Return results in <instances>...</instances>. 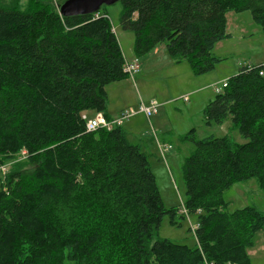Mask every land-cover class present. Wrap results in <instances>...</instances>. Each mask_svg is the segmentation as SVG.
Returning a JSON list of instances; mask_svg holds the SVG:
<instances>
[{"label": "trees", "instance_id": "1", "mask_svg": "<svg viewBox=\"0 0 264 264\" xmlns=\"http://www.w3.org/2000/svg\"><path fill=\"white\" fill-rule=\"evenodd\" d=\"M61 1L0 0V164L12 162L0 181V264H250L264 212L228 211L223 192L255 178L264 196V64L241 66L203 109L205 123L229 118L245 142L189 137L182 214H197L195 243L153 240L176 210L148 154L120 125L85 130L87 112L108 118L105 86L127 77L112 25L106 12L63 17ZM120 2L136 57L165 43L195 74L212 68L228 11L249 10L264 30V0Z\"/></svg>", "mask_w": 264, "mask_h": 264}, {"label": "rangeland", "instance_id": "2", "mask_svg": "<svg viewBox=\"0 0 264 264\" xmlns=\"http://www.w3.org/2000/svg\"><path fill=\"white\" fill-rule=\"evenodd\" d=\"M121 7V2L117 1L103 5L98 12L107 13L124 59L131 61L135 57L134 33L120 23ZM225 32L226 36L212 45L211 54L216 59L212 68L204 73L195 74L184 59L175 62L165 43H161L138 56L139 70L134 78L127 76L105 86L106 111L111 114L120 109L136 110L140 101L152 100L159 104L158 111L150 119L136 114L140 118L137 125L131 122L120 124L128 140L148 154L164 207L176 210L173 222L167 213L163 215L153 240L168 239L186 245L195 243L193 229L197 214H182L185 199L182 165L194 149L189 137L200 139L213 135L227 136L235 143L246 141L229 118L220 124L205 123L203 109L216 95L214 84L220 86L243 65L264 64V30L253 21L249 10H243L226 13ZM93 114L86 115L92 117ZM190 130L193 134H189ZM156 139L170 144L171 148L164 149L162 154L157 152ZM23 153L21 151V155ZM21 158L14 161L23 160ZM11 163L0 164V181ZM223 198L228 202V211L253 206L264 212V196L255 178L234 183L224 190ZM246 253L250 264H264L263 230L254 235L253 245L246 249Z\"/></svg>", "mask_w": 264, "mask_h": 264}, {"label": "built area", "instance_id": "3", "mask_svg": "<svg viewBox=\"0 0 264 264\" xmlns=\"http://www.w3.org/2000/svg\"><path fill=\"white\" fill-rule=\"evenodd\" d=\"M133 61V63H131ZM132 61L125 62V65L127 66L125 72H127L129 75H133L138 71L137 62L138 60L134 58ZM226 84L221 83V85H213L215 92H221ZM186 100V97L184 98ZM159 104L155 101L149 100L148 102L140 101L136 110H122L118 113V115L112 119L107 120L101 113H96L94 118L87 119L85 128L87 131H93L96 130L99 127L104 128H111L113 125H119L123 122L128 121L130 118L135 116L136 114H142L146 118H151L153 114H155L158 111ZM156 146L158 147L159 151L162 153L164 149L171 148L170 144H166L163 142H160L156 139ZM183 212H185L183 208ZM211 264V263H206Z\"/></svg>", "mask_w": 264, "mask_h": 264}, {"label": "water", "instance_id": "4", "mask_svg": "<svg viewBox=\"0 0 264 264\" xmlns=\"http://www.w3.org/2000/svg\"><path fill=\"white\" fill-rule=\"evenodd\" d=\"M117 1L121 0H63L57 4V10L63 17L95 14L103 5Z\"/></svg>", "mask_w": 264, "mask_h": 264}, {"label": "bare ground", "instance_id": "5", "mask_svg": "<svg viewBox=\"0 0 264 264\" xmlns=\"http://www.w3.org/2000/svg\"><path fill=\"white\" fill-rule=\"evenodd\" d=\"M95 16H97V15L95 14ZM111 30L115 33V30H114L113 27H111ZM134 58H136V59L138 60V57L135 56ZM134 58H133V59H134ZM133 59H132V60H133ZM132 60H131V61H132ZM125 62H129V60L124 59V63H123V71H124V72H125L124 69H126V67H127V66L125 65ZM131 63H133V61H132ZM137 66L139 67V63H138V62H137ZM138 70H139V68H138ZM137 72H138V71H137ZM125 73L127 74V76H129V77H132V76H133V78H134V74H135V73H134L133 75H129L127 72H125ZM260 74H261V72H260ZM96 113H101V112H96ZM96 113H95V114H96ZM95 114H94V116H95ZM101 114L104 116L103 113H101ZM94 116L89 117V118H85V116H83V118L85 119V124H86V120H87V119H92V118H94ZM116 116H117V115H116ZM116 116H115V117H116ZM104 117H105L107 120H112V119L115 118V117H113V118H107L106 116H104ZM121 124H122V123H121ZM119 125H120V124H119ZM119 125H113L112 127H114V126H119ZM112 127H111V128H112ZM99 128H104V127H99ZM97 129H98V128H97ZM105 129H107V128H105ZM109 129H110V128H109ZM85 130H86V128H85ZM107 130H108V129H107ZM86 131H87V130H86ZM93 131H94V130H93ZM157 148H158V147H157ZM158 150H159V149H158ZM159 152H160V151H159ZM160 153H161V152H160ZM161 154H162V153H161ZM161 158H162V157H161Z\"/></svg>", "mask_w": 264, "mask_h": 264}, {"label": "crops", "instance_id": "6", "mask_svg": "<svg viewBox=\"0 0 264 264\" xmlns=\"http://www.w3.org/2000/svg\"><path fill=\"white\" fill-rule=\"evenodd\" d=\"M225 80H226V79H225ZM120 111H122V109L118 110L117 112H112V114H111L110 112H107V111H106V113H107L108 118H113V117H115ZM87 113H88V115H91V114H92V113H90V112H87ZM139 120H140V118L137 117V116H135V117L131 118L130 120L126 121V122L124 123V125L127 124V123H129V122H131V124H133V125L135 126V125L138 124V121H139ZM131 124H129V125L131 126ZM161 142H162V141H161ZM156 149H157V152H158L159 150H158L157 147H156ZM193 230H194V229H193Z\"/></svg>", "mask_w": 264, "mask_h": 264}]
</instances>
